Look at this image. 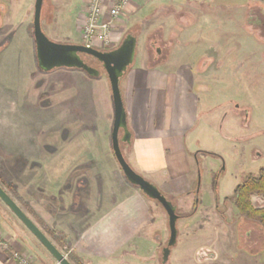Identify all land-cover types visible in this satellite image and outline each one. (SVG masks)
Instances as JSON below:
<instances>
[{
    "label": "rangeland",
    "instance_id": "obj_1",
    "mask_svg": "<svg viewBox=\"0 0 264 264\" xmlns=\"http://www.w3.org/2000/svg\"><path fill=\"white\" fill-rule=\"evenodd\" d=\"M44 1L43 19L52 12L48 0ZM234 1L216 0V5L202 7L207 16L200 20L201 10L185 5L170 22L172 30L187 27L179 38H171L172 59L189 61L205 72L196 71L195 90L206 112L199 129L189 136L190 149L216 155L198 153L196 208L193 192L190 197L167 196L184 218L176 221V243L166 259L167 215L146 197L155 216L150 236L158 242L148 251L153 261L135 264H264V229L241 217L228 198L248 172L264 167V9L248 5L241 10ZM11 2L16 12L0 30V186L71 264H85L55 230L54 215L59 207H66L58 193L69 177L123 176L110 146L109 83L101 65L85 56L87 64L100 71L98 77L80 69L40 70L31 31L34 0H0V11L8 10ZM70 17L44 25L45 34L55 42H68ZM178 39L183 44L175 42ZM146 48L152 60H159L168 54L169 46L161 37ZM138 52H145L142 44ZM120 147L128 156L127 144ZM70 184L63 191L66 200L71 198L68 191L80 186ZM251 200L258 206L264 202L258 195ZM5 232L16 235L25 251L10 247L2 237ZM0 247L14 264H58L1 199Z\"/></svg>",
    "mask_w": 264,
    "mask_h": 264
},
{
    "label": "crops",
    "instance_id": "obj_2",
    "mask_svg": "<svg viewBox=\"0 0 264 264\" xmlns=\"http://www.w3.org/2000/svg\"><path fill=\"white\" fill-rule=\"evenodd\" d=\"M86 1L48 0L52 12L43 26L53 21L64 22L67 20L65 16L70 14L69 29L72 33L68 41L79 42ZM114 1L106 0V8ZM215 1L130 0L111 29L115 47L128 33L136 37L134 62L120 80L131 132L128 156H124L136 172L155 184L165 196H192L197 173L189 136L199 129L206 112L201 108L200 96L195 90L196 71L205 73L203 67L197 65L194 69L191 62H176L171 55V38H179L187 27L172 30L169 25L176 20V14L183 13L185 5L197 7L201 10L197 14L198 19H205L206 12L201 8L208 4L216 5ZM12 2L10 10L0 11V30L16 12ZM233 5L241 10L248 5L264 9V0H236ZM161 37L168 43V54L152 60L146 44L156 45ZM177 41L183 44L179 39ZM139 44L143 45L145 52H138ZM156 52L159 54L158 45ZM207 122H203L204 126ZM69 178L71 184L79 182L80 186L68 191L71 198L66 200L63 191L69 188L66 186L69 182L64 181L63 191L58 193V197L66 207L55 211L54 228L85 264L153 261L149 252L151 244L158 242L157 237L150 236L155 216L146 196L137 187L129 185L124 176L97 174ZM75 190L77 193L74 195ZM2 237L10 242V247L25 251V245L17 241L16 235L5 232ZM0 264H14L4 252V247L0 250Z\"/></svg>",
    "mask_w": 264,
    "mask_h": 264
},
{
    "label": "water",
    "instance_id": "obj_3",
    "mask_svg": "<svg viewBox=\"0 0 264 264\" xmlns=\"http://www.w3.org/2000/svg\"><path fill=\"white\" fill-rule=\"evenodd\" d=\"M44 0H34L32 35L35 43L37 66L42 71L56 68L80 69L92 77H98L100 71L88 65L80 56L86 54L96 59L104 70L111 93L113 106V122L110 132V146L114 159L124 178L137 187L147 198L156 201L165 211L168 220L169 236L163 249V259H166L170 247L175 245L177 229L176 206L160 191V189L136 172L124 157L120 144L131 142V132L128 129L127 114L124 107L120 80L133 64L136 52V37L128 33L116 47L109 50H98L91 46L77 43H62L51 40L41 28V9ZM120 131L122 132L119 136ZM200 176L198 173V194ZM0 199L19 219V221L33 234L41 245L50 253L58 264H71L62 252L50 241L29 216L15 203V201L0 186ZM198 198L195 199V207Z\"/></svg>",
    "mask_w": 264,
    "mask_h": 264
},
{
    "label": "built area",
    "instance_id": "obj_4",
    "mask_svg": "<svg viewBox=\"0 0 264 264\" xmlns=\"http://www.w3.org/2000/svg\"><path fill=\"white\" fill-rule=\"evenodd\" d=\"M106 0H87L83 7V20L80 29V40L86 46L98 50H109L113 47L111 29L113 23L124 12L130 0H115L108 8ZM14 257L26 263V259L14 253Z\"/></svg>",
    "mask_w": 264,
    "mask_h": 264
},
{
    "label": "trees",
    "instance_id": "obj_5",
    "mask_svg": "<svg viewBox=\"0 0 264 264\" xmlns=\"http://www.w3.org/2000/svg\"><path fill=\"white\" fill-rule=\"evenodd\" d=\"M261 196L264 199V168L257 174H248L234 188L231 199L238 214L250 223H257L264 229V202L253 204L251 197Z\"/></svg>",
    "mask_w": 264,
    "mask_h": 264
},
{
    "label": "flooded vegetation",
    "instance_id": "obj_6",
    "mask_svg": "<svg viewBox=\"0 0 264 264\" xmlns=\"http://www.w3.org/2000/svg\"><path fill=\"white\" fill-rule=\"evenodd\" d=\"M45 2V1H44ZM43 8V7H42ZM49 9V7L47 6L46 7V10H48ZM43 13H42V9H41V17H40V20H41V28H42V30H43V22H44V20L47 18V16L49 17V15L47 14V11H45V14H47L45 17H44V19L42 18L43 17V15H42ZM32 26V25H31ZM32 31V30H31ZM44 31V30H43ZM45 33V32H44ZM33 36V35H32ZM34 40V39H33ZM63 43V42H62ZM66 43H71V42H66ZM34 45H35V43H34ZM80 56H81V58L84 60V58L82 57V56H85V57H90L91 59H93V60H95V61H97L96 59H94L93 57H91V56H89V55H86V54H80ZM85 61V60H84ZM86 62V61H85ZM98 62V61H97ZM87 63V62H86ZM99 63V62H98ZM100 64V63H99ZM204 153V154H209V155H213V156H215L216 154H214V153H212V152H208V151H204V150H197L196 152H193V154H192V156H193V159H194V164H195V168H196V173H197V177H196V182H195V187H194V189H192V192H193V195H194V201H193V208L195 207V199L197 198V196H198V194H196V189H197V178H198V173H199V176H200V172H199V168H198V163H197V156H198V153ZM262 168H264V167H261V168H259V170L260 169H262ZM259 170L257 171V172H248L245 176H247L248 174H257L258 172H259ZM234 191V190H233ZM162 192V191H161ZM191 192V193H192ZM164 194V193H163ZM233 194V193H232ZM165 195V194H164ZM167 197V196H166ZM168 198V197H167ZM228 198H230V197H228ZM231 199V198H230ZM226 200V198L224 199V201ZM232 200V199H231ZM197 204H198V202H197ZM197 207V206H196ZM195 207V208H196ZM194 210V209H193ZM196 210V209H195ZM194 210V211H195ZM176 214H177V211H176ZM178 215V214H177ZM179 218H184V217H182V216H180V215H178V218H177V220L179 219ZM176 238H177V236H176ZM173 246H175V245H173ZM173 246H171L170 247V249L173 247ZM164 249V248H163Z\"/></svg>",
    "mask_w": 264,
    "mask_h": 264
}]
</instances>
